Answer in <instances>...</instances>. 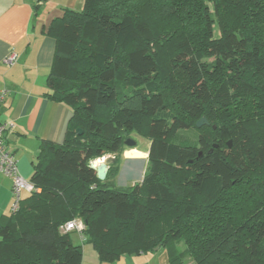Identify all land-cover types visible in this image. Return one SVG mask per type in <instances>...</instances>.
Wrapping results in <instances>:
<instances>
[{"label":"trees","instance_id":"obj_1","mask_svg":"<svg viewBox=\"0 0 264 264\" xmlns=\"http://www.w3.org/2000/svg\"><path fill=\"white\" fill-rule=\"evenodd\" d=\"M46 35V97L72 116L0 219V264H80L74 220L99 264L156 248L170 264H264V0H84ZM131 135L149 141L147 170L110 189ZM105 156L101 182L89 164Z\"/></svg>","mask_w":264,"mask_h":264},{"label":"crops","instance_id":"obj_2","mask_svg":"<svg viewBox=\"0 0 264 264\" xmlns=\"http://www.w3.org/2000/svg\"><path fill=\"white\" fill-rule=\"evenodd\" d=\"M83 4L84 0H0V90L7 91L0 123L11 125L5 144L17 162L20 176L28 182L41 141L61 144L72 116L70 108L46 97L54 52V40L46 30L63 10L79 12ZM10 54L15 55V63L4 65ZM124 160L129 163L140 159L125 155ZM12 203V180L0 172V219L10 213ZM73 234V244L82 250L80 264H99L92 246L78 233ZM103 264H170V258L165 249H158L122 255ZM183 264L193 263L186 257Z\"/></svg>","mask_w":264,"mask_h":264},{"label":"rangeland","instance_id":"obj_3","mask_svg":"<svg viewBox=\"0 0 264 264\" xmlns=\"http://www.w3.org/2000/svg\"><path fill=\"white\" fill-rule=\"evenodd\" d=\"M214 36H218L217 28L214 26L213 28ZM177 135H180L183 138H188L190 141H194L196 131L194 129L190 130H177ZM131 140H133L136 145L134 147L125 146V151L122 153V159L119 162L120 171L117 178L110 183L109 188L115 189L118 191H128L131 186L137 184L143 178L145 171L147 170V155L146 151L149 148V141L144 138L137 137L135 135L130 136ZM125 155L132 159H140L133 162L125 161ZM105 157L92 161L96 165L103 161ZM124 160V161H123ZM123 162V163H122ZM122 164V165H121ZM72 240L74 241V234L71 235ZM179 249H183V245L180 244L178 246Z\"/></svg>","mask_w":264,"mask_h":264},{"label":"built area","instance_id":"obj_4","mask_svg":"<svg viewBox=\"0 0 264 264\" xmlns=\"http://www.w3.org/2000/svg\"><path fill=\"white\" fill-rule=\"evenodd\" d=\"M15 61V55L10 54L4 59L3 63L4 65L11 66ZM6 94V90H0V108ZM10 128L11 125L9 123H0V172L12 180L13 203L11 209L14 211L22 193H30L33 190V187L30 182L20 176L17 162L12 153L6 147L5 134ZM83 229L84 226L81 220L71 221L63 227V230L66 232L75 231L81 233Z\"/></svg>","mask_w":264,"mask_h":264},{"label":"water","instance_id":"obj_5","mask_svg":"<svg viewBox=\"0 0 264 264\" xmlns=\"http://www.w3.org/2000/svg\"><path fill=\"white\" fill-rule=\"evenodd\" d=\"M203 125H208V123H207L206 119L201 118L200 120H198L196 122L195 127L197 129H199ZM77 134L80 135L81 132L80 131H77ZM124 145H126L127 147H134L136 145V143L133 140H131V139H127L124 142ZM227 146L230 147V141L227 142ZM213 147L215 148L216 146L214 145ZM209 152H211V150ZM114 162H115L114 157L108 156V157H106L103 161H101L97 165L95 163H93V162L90 163L89 164V168L96 173L97 179L102 182L106 178V175H107L109 166H111L112 164H114ZM157 250H158V248L155 249V251H157Z\"/></svg>","mask_w":264,"mask_h":264}]
</instances>
